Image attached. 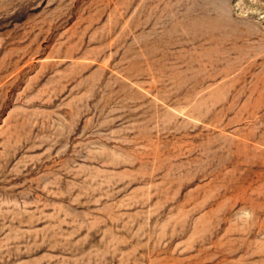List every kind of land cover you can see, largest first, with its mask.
<instances>
[{"label":"rangeland","instance_id":"rangeland-1","mask_svg":"<svg viewBox=\"0 0 264 264\" xmlns=\"http://www.w3.org/2000/svg\"><path fill=\"white\" fill-rule=\"evenodd\" d=\"M0 264H264V0H0Z\"/></svg>","mask_w":264,"mask_h":264},{"label":"bare ground","instance_id":"bare-ground-1","mask_svg":"<svg viewBox=\"0 0 264 264\" xmlns=\"http://www.w3.org/2000/svg\"><path fill=\"white\" fill-rule=\"evenodd\" d=\"M211 29V28H210Z\"/></svg>","mask_w":264,"mask_h":264}]
</instances>
